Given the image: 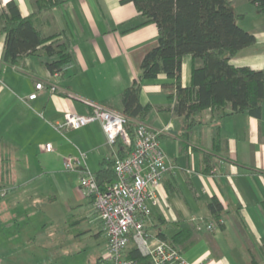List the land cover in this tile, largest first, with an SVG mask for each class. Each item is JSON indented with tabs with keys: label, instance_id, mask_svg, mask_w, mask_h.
I'll return each instance as SVG.
<instances>
[{
	"label": "crops",
	"instance_id": "obj_1",
	"mask_svg": "<svg viewBox=\"0 0 264 264\" xmlns=\"http://www.w3.org/2000/svg\"><path fill=\"white\" fill-rule=\"evenodd\" d=\"M11 1L23 17L35 11L33 0H0V14ZM232 1L235 11L244 15L240 25L255 35L256 43L231 62L264 70V15L251 0L248 6ZM46 19L53 20L51 30H66L72 38L76 65L70 77L52 75L38 56L27 57L20 66L9 65L4 61L6 35L0 36V264H38L40 240L32 233V218L40 208L49 212L45 205L60 199L68 211L64 236L74 234L83 242L95 238L96 263L108 264L102 222L80 186L83 167L70 172L64 163L84 154L86 167L96 173L119 154V143H107L99 122L81 129L57 130L55 125L68 112L89 114L85 101L119 111L122 93L139 77L146 54L159 44L158 29L149 24L130 31L142 19L134 4L123 0H72ZM191 69L192 57L185 56L184 87L191 84ZM40 82L45 88L37 91ZM173 83L160 75L146 81L141 93V103L155 107L146 124L165 132L161 146L173 165L163 177L164 198L145 228L153 235L152 228L160 225L172 237L183 228L196 227L195 243L183 252L188 264H252V254L261 256L264 246V114L261 120L247 113L221 120L225 148L215 156L214 170L202 172V156L211 153L215 133L212 113L204 111V125L189 141L182 140V119L164 89ZM49 84L58 88L55 94ZM35 92L37 98L31 100ZM46 144H52L53 152L43 150ZM213 198L223 205V228L204 232L209 223L217 222L208 206ZM50 216L53 220L51 212Z\"/></svg>",
	"mask_w": 264,
	"mask_h": 264
},
{
	"label": "trees",
	"instance_id": "obj_2",
	"mask_svg": "<svg viewBox=\"0 0 264 264\" xmlns=\"http://www.w3.org/2000/svg\"><path fill=\"white\" fill-rule=\"evenodd\" d=\"M72 0H33L35 11L23 17L18 5L11 1L0 14V36L5 34L4 61L20 66L29 56H38L52 74L70 77L76 65L73 41L66 30L53 31V20L46 17L52 10ZM135 5L142 22L130 29L136 30L149 24L158 29V46L143 59L141 72L132 86L121 95L119 112L129 118L126 130L134 140L138 123H147L154 112L152 105L141 103L143 84L160 75L174 81L164 89L169 99L175 100V115L182 119L180 138L189 141L194 131L204 125L202 114L212 113L215 128L211 153L202 156V172H212L215 156L223 152V139L219 124L226 117L247 113L261 120L264 114V70L249 66L238 67L232 59L242 50L253 46L256 37L240 25L244 15L235 11L232 0H123ZM256 11L264 15V0H251ZM185 56L192 57L191 84L182 83V66ZM69 95V94H68ZM119 156H127L131 148L121 140ZM188 146H183L186 151ZM97 171L101 189L115 179L114 160ZM209 210L219 226L223 205L217 198L209 203ZM164 224V223H163ZM153 237L166 241L181 254L195 243L197 228L189 226L168 237L160 225L152 228ZM145 232L149 230L145 228ZM261 256L252 254V264H264V246ZM125 257L133 264H150L134 240Z\"/></svg>",
	"mask_w": 264,
	"mask_h": 264
},
{
	"label": "built area",
	"instance_id": "obj_3",
	"mask_svg": "<svg viewBox=\"0 0 264 264\" xmlns=\"http://www.w3.org/2000/svg\"><path fill=\"white\" fill-rule=\"evenodd\" d=\"M45 88L43 82L36 84V90ZM49 91L55 94L58 88L49 84ZM37 93L29 98L34 100ZM72 96V95H70ZM91 108L87 115L68 112L64 121L55 125L81 129L99 122L111 146L121 140L131 148L130 153L114 160L115 179L105 189H101L96 174L86 167L85 155L81 158H67L65 170L75 172L83 167L80 186L93 200L95 210L102 222L103 232L108 239L106 260L108 264H133L125 257L132 238L144 256H149L150 264H188L183 254L166 241L154 238L145 232L146 223L153 215V208L160 205L164 198L163 177L172 169L161 146L165 133L139 122L134 140L126 130L129 118L123 113L93 101H85ZM45 152H53L52 144L43 146ZM221 223V222H220ZM217 222L209 223L204 232L216 231Z\"/></svg>",
	"mask_w": 264,
	"mask_h": 264
},
{
	"label": "rangeland",
	"instance_id": "obj_4",
	"mask_svg": "<svg viewBox=\"0 0 264 264\" xmlns=\"http://www.w3.org/2000/svg\"><path fill=\"white\" fill-rule=\"evenodd\" d=\"M242 1L247 3L246 6L249 5L247 0ZM175 152L178 153L179 150L176 149ZM60 201L53 206L45 205V209L49 212L40 208L36 216L32 218L34 229L32 233L37 241L40 240L37 244L38 251L41 253L38 254V264H97L94 256L99 248L95 238L83 242L84 239L79 240L74 234L69 237L66 232L64 236V230L68 227L65 225L68 211L63 207V201ZM52 210L55 211L52 213ZM65 212H67L66 215H64ZM79 247H81L80 250Z\"/></svg>",
	"mask_w": 264,
	"mask_h": 264
}]
</instances>
